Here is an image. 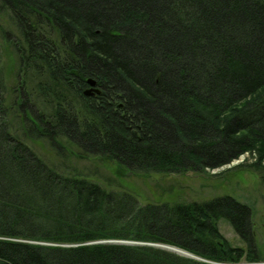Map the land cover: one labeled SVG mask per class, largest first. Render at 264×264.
<instances>
[{
    "label": "trees",
    "instance_id": "obj_1",
    "mask_svg": "<svg viewBox=\"0 0 264 264\" xmlns=\"http://www.w3.org/2000/svg\"><path fill=\"white\" fill-rule=\"evenodd\" d=\"M1 14L49 108L23 98L15 132L0 67V264H234L246 253L220 233L224 218L260 259L253 209L235 196L143 204L65 172L23 138L120 178L220 167L253 149L264 158V0H0ZM0 35L14 34L0 22ZM91 77L101 92L85 96ZM105 239L201 259L89 243Z\"/></svg>",
    "mask_w": 264,
    "mask_h": 264
},
{
    "label": "rangeland",
    "instance_id": "obj_2",
    "mask_svg": "<svg viewBox=\"0 0 264 264\" xmlns=\"http://www.w3.org/2000/svg\"><path fill=\"white\" fill-rule=\"evenodd\" d=\"M0 22L3 28H10L14 34L13 38L0 35V67L4 79L7 121L15 132L23 136L20 121L22 113L20 106H22L23 98L30 100L42 111L44 108L48 109L49 106L45 104L47 99L43 96L41 78L36 73L27 71L26 66L20 62L16 47V45L21 46L20 38L9 15L1 14ZM23 139L46 161L58 165L65 172H81L112 190L127 189L134 193L139 202L143 204L157 201H201L214 196H223V194L235 196L242 202L248 203L253 209L252 219L257 242L256 253H259L260 259L252 261L247 258L248 242L236 232L232 223L226 218L218 221L219 231L228 243L234 247L242 248L246 253L240 261L234 264H264V177L261 174V169L257 170L258 165L255 164L260 159L264 164V158H260L258 150L245 151L232 162L220 167L178 173L149 171L137 174L130 172L120 178L113 171L114 166L103 161L100 162L94 157L86 159L73 154L67 155V152L61 153L46 139L32 141H29V137ZM194 256L201 259L197 255Z\"/></svg>",
    "mask_w": 264,
    "mask_h": 264
},
{
    "label": "water",
    "instance_id": "obj_3",
    "mask_svg": "<svg viewBox=\"0 0 264 264\" xmlns=\"http://www.w3.org/2000/svg\"><path fill=\"white\" fill-rule=\"evenodd\" d=\"M88 84H89V87H87V89L84 91V95L87 96H92V95H95V94H98L101 92V89L100 87L97 85V82L95 79H93L92 77L88 79ZM120 243V244H146V245H153V246H157V247H163V248H166L168 250H173L179 254H183L185 256H189V257H196L194 256L193 254H190L189 252L185 251L184 249H180L176 246H172V245H166V244H162V243H159V244H156V243H151V242H148V243H145V242H140V241H137V242H134V241H130V240H119V239H115V240H104V241H93V242H89L90 244H94V243ZM197 258V257H196Z\"/></svg>",
    "mask_w": 264,
    "mask_h": 264
}]
</instances>
